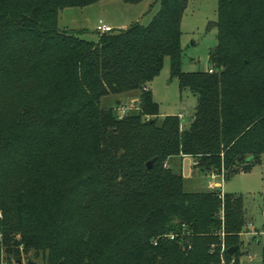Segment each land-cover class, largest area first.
<instances>
[{
	"label": "trees",
	"instance_id": "trees-1",
	"mask_svg": "<svg viewBox=\"0 0 264 264\" xmlns=\"http://www.w3.org/2000/svg\"><path fill=\"white\" fill-rule=\"evenodd\" d=\"M97 1L0 0L4 260L240 264L241 199L216 189L186 193L166 162L191 157L201 173L223 180L260 163L264 0H218L211 74L180 69L187 0H159L147 26L97 33L96 42L58 28L62 9ZM166 59L180 90L196 98L186 130L179 116L157 124L148 85ZM133 92L140 93L135 115L119 119L100 106L104 97Z\"/></svg>",
	"mask_w": 264,
	"mask_h": 264
},
{
	"label": "rangeland",
	"instance_id": "rangeland-1",
	"mask_svg": "<svg viewBox=\"0 0 264 264\" xmlns=\"http://www.w3.org/2000/svg\"><path fill=\"white\" fill-rule=\"evenodd\" d=\"M159 0H139L129 3L126 0H98L84 8H64L58 15V28L74 33L78 38L96 42V26L99 21L109 24L114 30L126 29L133 23L147 26L157 14ZM218 0H187L181 12L180 69L182 73H206L209 66V53L217 44ZM153 102L157 106V124L164 117L182 115L180 128L186 130L192 120L196 98L189 90H180L178 82L171 76L170 64L165 60L159 75L148 85ZM120 104L117 105V102ZM102 109H112L115 115L126 109L135 115L140 108V93L133 92L121 96H107L101 99ZM166 166L183 179L186 193L212 191L211 184H218L222 194L239 197L242 201L245 228L240 234V264H261L264 248V155L260 163L249 170L235 174L226 180L220 176L210 179V173H201L191 157H174ZM1 216V212H0ZM223 246V247H222ZM224 245H221V252ZM6 255L0 251V260ZM29 260L36 264L41 261Z\"/></svg>",
	"mask_w": 264,
	"mask_h": 264
},
{
	"label": "built area",
	"instance_id": "built-area-1",
	"mask_svg": "<svg viewBox=\"0 0 264 264\" xmlns=\"http://www.w3.org/2000/svg\"><path fill=\"white\" fill-rule=\"evenodd\" d=\"M113 29L111 28V27H109V26H107V25H105L102 21H99L98 22V24H97V26H96V32L98 33V34H105V33H109V32H111ZM208 73H213V70L212 69H209V71H208ZM126 114H127V110L126 109H122V110H120V112H119V119H121L122 117H124V116H126ZM179 118L180 119H182V115H180L179 116ZM215 174H212L211 173V177H210V179L213 181L214 180V178H215ZM210 188L211 189H217V188H219V185L218 184H211V186H210ZM173 236H169V239L170 240H173ZM223 247V246H222ZM223 251V250H222ZM26 261H27V259H22L21 260V262H22V264H26ZM35 263V262H34ZM0 264H9V263H7V261H5V260H1L0 261ZM12 264H17V261H14V260H12ZM36 264V263H35Z\"/></svg>",
	"mask_w": 264,
	"mask_h": 264
},
{
	"label": "water",
	"instance_id": "water-1",
	"mask_svg": "<svg viewBox=\"0 0 264 264\" xmlns=\"http://www.w3.org/2000/svg\"><path fill=\"white\" fill-rule=\"evenodd\" d=\"M119 104H120V101L117 102V105H119ZM153 162L154 161L152 160V161H149L146 164L147 170H150L152 168ZM237 250H238V247H233V248L228 249V251H227L228 252V255L229 256H232ZM17 264H22L21 260H18L17 261ZM26 264H35V263L33 261H31V260H27L26 261Z\"/></svg>",
	"mask_w": 264,
	"mask_h": 264
},
{
	"label": "crops",
	"instance_id": "crops-1",
	"mask_svg": "<svg viewBox=\"0 0 264 264\" xmlns=\"http://www.w3.org/2000/svg\"><path fill=\"white\" fill-rule=\"evenodd\" d=\"M105 25H107V26L111 27L109 24H105ZM113 30H114V29H113Z\"/></svg>",
	"mask_w": 264,
	"mask_h": 264
}]
</instances>
